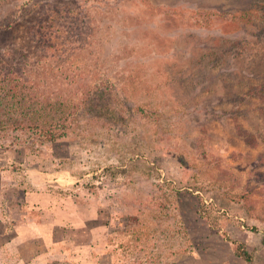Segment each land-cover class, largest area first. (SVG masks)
Segmentation results:
<instances>
[{
	"label": "rangeland",
	"instance_id": "rangeland-1",
	"mask_svg": "<svg viewBox=\"0 0 264 264\" xmlns=\"http://www.w3.org/2000/svg\"><path fill=\"white\" fill-rule=\"evenodd\" d=\"M41 8L47 17L36 21ZM5 9L20 24L0 52L29 57L34 112L67 136L0 124V186L11 197L35 178V193L82 226L57 252L76 264H246L233 241L264 264V0H14ZM104 90L123 116L88 111L85 93Z\"/></svg>",
	"mask_w": 264,
	"mask_h": 264
},
{
	"label": "crops",
	"instance_id": "crops-1",
	"mask_svg": "<svg viewBox=\"0 0 264 264\" xmlns=\"http://www.w3.org/2000/svg\"><path fill=\"white\" fill-rule=\"evenodd\" d=\"M41 180L45 185L50 184L46 178ZM59 180L56 179L55 182ZM5 181H8V178H0V182ZM28 182V189L16 188L11 197L6 190L4 192V187L0 186V264L78 263L75 254L68 256L67 251L63 253L57 250L66 242V231L82 226L72 225V218L68 216L70 213L58 212L56 203L51 200L49 194L35 193L39 190V187L33 189V186L37 185V179L30 178ZM46 214L50 217L46 218ZM58 215L61 217L58 218ZM68 223L72 226L69 227ZM61 226L64 228H60ZM56 232L60 233L58 239ZM82 247L77 249L82 250ZM72 252L78 254L79 251Z\"/></svg>",
	"mask_w": 264,
	"mask_h": 264
},
{
	"label": "trees",
	"instance_id": "trees-1",
	"mask_svg": "<svg viewBox=\"0 0 264 264\" xmlns=\"http://www.w3.org/2000/svg\"><path fill=\"white\" fill-rule=\"evenodd\" d=\"M13 1L14 0H0V10L2 11H0V42L4 40L5 36H8L11 32L17 29L20 24L17 19L18 17H16L17 14H15L12 9H5V4H10ZM42 10H44V15ZM39 13L44 16V19L47 17L45 9L41 8V10L35 11L36 21H38ZM69 15L70 14L68 13V16ZM88 20V22L92 24L91 30L94 31L95 19L91 14L88 16ZM37 25L42 28L39 22ZM77 29L78 28L76 27L75 31L73 30V32L76 33V36L79 35ZM32 30L36 31L35 28H32ZM39 32L37 34L41 36V33ZM45 37L44 33L43 38ZM45 41L49 42L48 40ZM15 51L16 50H12L10 53L5 51L0 52V88L5 92L4 96L0 99V124H3L2 126L5 127H12L13 129H19L24 124L27 126L30 125L29 127L35 129H45V134H48V137L52 139L60 138L63 135L67 136V133H64L62 128L58 126L57 120H54L50 116H44L46 120H43V116L37 115L36 111L34 112V106L38 103L40 104V102L32 96L35 95L32 92V82H34L37 75L35 76V73L33 74L30 70V66L28 65L30 62L28 59L29 57L23 54L22 56L15 58ZM8 58H11L10 63H7ZM85 95V98L87 97V103L92 101L88 111L94 113L97 112L99 114L97 116L98 118H100L101 113L104 115L118 114L117 117L123 116L122 114H120L121 116L119 115V110L118 113H116L114 112L116 110H113L112 108L109 109L111 106L108 107L105 103L106 99L109 101L113 98L115 99V94H112L111 91L104 90L94 94L91 93L93 96H89L88 92V94L85 93ZM139 111H142L141 113L145 114L143 110ZM64 126L66 127V125ZM199 214L204 218L210 229L215 230L216 223L214 216H212L213 210L211 208H206L202 204L199 208ZM230 242L235 247L234 253L237 257L241 258L246 264H254L252 255L245 250L243 245L236 244L233 241Z\"/></svg>",
	"mask_w": 264,
	"mask_h": 264
}]
</instances>
